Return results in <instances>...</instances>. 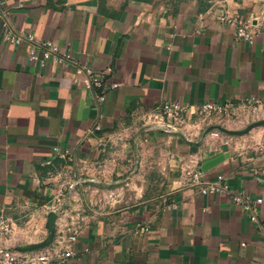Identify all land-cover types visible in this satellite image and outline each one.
Wrapping results in <instances>:
<instances>
[{
	"label": "crops",
	"instance_id": "0c3cea01",
	"mask_svg": "<svg viewBox=\"0 0 264 264\" xmlns=\"http://www.w3.org/2000/svg\"><path fill=\"white\" fill-rule=\"evenodd\" d=\"M5 1L0 209L15 229L0 249L42 241L47 207L63 190L59 232L74 227L78 237L75 255L54 264H264V126L206 132L264 119V28L249 43L221 21L255 18L264 0ZM6 21L26 40H6ZM47 41L71 58L45 59ZM80 68L105 72V100ZM169 101L231 102L234 110L171 129L149 119ZM192 171L203 185L223 176L228 191L201 192Z\"/></svg>",
	"mask_w": 264,
	"mask_h": 264
},
{
	"label": "built area",
	"instance_id": "2783aa9c",
	"mask_svg": "<svg viewBox=\"0 0 264 264\" xmlns=\"http://www.w3.org/2000/svg\"><path fill=\"white\" fill-rule=\"evenodd\" d=\"M6 5L5 0H0V12L4 15L3 8ZM221 21L227 23L233 27L234 34L238 40H244L249 43H254L256 37L260 31L264 28V7L263 12L255 18L244 19L237 15L222 16ZM4 36L5 39L20 44L26 40V36L16 34L9 23H4ZM32 40V36L28 37ZM44 48L45 59L52 58L55 62H64L71 58L67 53H61L59 48L52 42H44L42 44ZM30 58L32 60H39L40 57L34 49L30 52ZM79 73L82 74L83 83L85 86L93 90L98 100L103 101L107 97L105 89L106 74L95 72L90 68H80ZM112 88L117 87V84H113ZM233 105L231 102L215 103L206 102L199 107H195L187 102H165L157 112H153L150 116V120L159 125H166L171 129H176L177 124L181 123L185 118H191L194 115L202 114L205 116L220 115L223 117L230 116L233 112ZM191 116V117H190ZM96 130L100 129V126L95 127ZM218 134V133H215ZM56 153L60 158L73 160V153L70 150H60L56 148ZM258 153L264 156V136L262 137L258 145ZM191 183L200 186V190L203 193H212L216 191H228L229 186L225 183L224 177L219 176L216 182L203 185L200 171H192ZM234 201L237 204L242 205L245 211H251V220L256 221L257 215L255 209L250 203V200L242 192H236L234 194ZM48 211H57L61 214L67 212L65 205V194L63 190H59L56 194L55 201L47 207ZM66 232L63 230L58 233L57 238L53 245L49 248H45L38 252L22 253L13 248H1L0 249V264H54L56 261L64 262L70 257L75 255V252L71 248L72 242H75L78 237V231L76 228L65 226ZM14 222L6 216L4 211L0 209V239L10 236L14 232Z\"/></svg>",
	"mask_w": 264,
	"mask_h": 264
},
{
	"label": "water",
	"instance_id": "95a60500",
	"mask_svg": "<svg viewBox=\"0 0 264 264\" xmlns=\"http://www.w3.org/2000/svg\"><path fill=\"white\" fill-rule=\"evenodd\" d=\"M257 126H264V119L252 122L251 124H249V126H247V128L243 130H230L226 126L215 124V125L210 126L206 132L209 133V132H213L214 130H216V131H221V132L228 133V134H243V133H247L249 130ZM59 217H60L59 212L49 211V213L47 214V226H46L47 235L46 237L42 241L37 242V243L28 244L25 246H18L16 250L22 253H26V252L33 253V252H38L45 248L51 247L57 238V233H58L57 220L59 219Z\"/></svg>",
	"mask_w": 264,
	"mask_h": 264
}]
</instances>
